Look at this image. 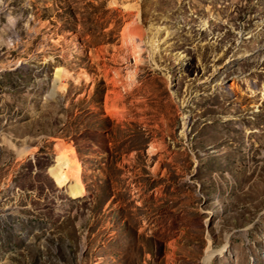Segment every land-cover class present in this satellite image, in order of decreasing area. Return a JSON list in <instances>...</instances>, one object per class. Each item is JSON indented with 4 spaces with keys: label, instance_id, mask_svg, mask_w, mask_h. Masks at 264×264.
Returning a JSON list of instances; mask_svg holds the SVG:
<instances>
[{
    "label": "rangeland",
    "instance_id": "374dc122",
    "mask_svg": "<svg viewBox=\"0 0 264 264\" xmlns=\"http://www.w3.org/2000/svg\"><path fill=\"white\" fill-rule=\"evenodd\" d=\"M129 6L132 80L112 70ZM209 244L264 264V0H0V264H204Z\"/></svg>",
    "mask_w": 264,
    "mask_h": 264
},
{
    "label": "bare ground",
    "instance_id": "6f19581e",
    "mask_svg": "<svg viewBox=\"0 0 264 264\" xmlns=\"http://www.w3.org/2000/svg\"><path fill=\"white\" fill-rule=\"evenodd\" d=\"M137 12L132 6H129L125 11V17L127 21L125 36L122 41V45L118 49V54L121 57L123 62L119 63V67L112 69L114 72L117 73L118 76L124 74L126 72L129 75V78L132 80L136 77L137 69L132 65V57H134L136 63L142 61V44L138 38V19H137ZM131 63V64H130ZM134 63V62H133ZM114 84V88L117 91L116 97H109L108 101H111V104L107 105V110L111 115H117L118 111L116 110L114 104L117 99L121 98L122 93L120 91L121 83L119 79L116 77L112 78ZM121 83V84H120ZM116 105V104H115ZM113 116V117H115ZM119 117V116H118ZM207 247L206 254L204 257V264H209L210 260L217 255V252L214 251L213 248L210 246Z\"/></svg>",
    "mask_w": 264,
    "mask_h": 264
}]
</instances>
